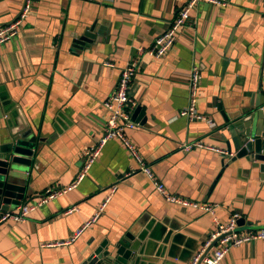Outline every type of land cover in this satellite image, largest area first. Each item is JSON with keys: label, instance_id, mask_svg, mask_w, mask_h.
<instances>
[{"label": "crops", "instance_id": "1", "mask_svg": "<svg viewBox=\"0 0 264 264\" xmlns=\"http://www.w3.org/2000/svg\"><path fill=\"white\" fill-rule=\"evenodd\" d=\"M23 1L0 0V26ZM185 1L33 0L20 33L0 45V145L20 124L37 137L28 169L31 203L47 188L72 182L84 151L104 134L110 115L104 101L121 69ZM190 15L164 56L140 58L130 84L136 125L125 134L170 193L215 204L213 212L166 201L130 151L110 138L77 186L23 221L0 222V264H82L104 241L131 248L139 264H190L216 228L214 219L224 223L237 213L244 226L264 223V177L210 150L179 148L202 139L227 149L223 112L264 97V0L201 2ZM91 27L96 39L75 46L74 38ZM194 64L201 73L197 109L212 127L179 114ZM112 186L100 217L74 238ZM219 264H264V239L231 247Z\"/></svg>", "mask_w": 264, "mask_h": 264}, {"label": "built area", "instance_id": "2", "mask_svg": "<svg viewBox=\"0 0 264 264\" xmlns=\"http://www.w3.org/2000/svg\"><path fill=\"white\" fill-rule=\"evenodd\" d=\"M32 2L33 0H24L16 17L0 26V45L7 43L20 33L23 22L32 8ZM201 2L224 7L228 3V0H186L178 10L173 21L170 22L166 29L154 39L153 43L147 48H137L136 55L121 69L116 89L104 101V106L110 112L104 128V134L98 142L86 148L84 151L83 165L78 170L72 182L60 188H47L37 198L35 203H21L13 210L5 212L0 216V222L9 219L23 221L37 206L46 203L77 186L86 175L90 166L99 156L105 142L110 138H116L122 142L139 163V169L153 181L155 189L166 201L183 206L199 207L206 211L213 212L215 204H203L170 193L165 188L164 184L154 177L150 167L145 165L139 153L125 134L126 128L132 129L136 125L130 117L131 107L133 106V101L130 96V84L136 75L140 58L143 55H150L157 58L164 56L175 43L178 30L189 23L191 11ZM106 64L110 65V62H106ZM187 75V85L189 90L188 102L187 105L180 110L179 114L187 118L189 121H205L210 127L214 126V121L197 109L198 86L201 73L196 64L191 67ZM179 148L185 152L193 149H206L222 155L225 159L230 158L234 154V152H231L224 147L207 143L202 139L182 142L179 144ZM115 189V186L109 188L110 191L108 190V194L91 218L83 222L81 227L76 230L74 238L78 237L87 227L91 226L100 217ZM238 218L239 214L234 213L224 223L218 222L214 219L217 224L216 228L210 233L201 248L194 254L190 264H219L231 247L238 246L242 243L252 242L254 240L264 239V223L250 224L248 226L238 225ZM214 240L216 242L206 253L207 248ZM62 243L66 242H59L58 244Z\"/></svg>", "mask_w": 264, "mask_h": 264}, {"label": "water", "instance_id": "3", "mask_svg": "<svg viewBox=\"0 0 264 264\" xmlns=\"http://www.w3.org/2000/svg\"><path fill=\"white\" fill-rule=\"evenodd\" d=\"M96 39L93 27L84 30L73 42L75 46L92 43ZM224 126L230 135L227 149L234 154L228 158L229 163L244 168L264 177V97L261 101L250 102L248 107L234 113L223 112ZM37 137L28 124L11 127L9 134L0 145V216L12 207L31 201L29 194L30 177L28 169L34 157ZM233 149V150H232ZM225 159V158H224ZM246 222L243 216L237 220L238 225ZM249 223V222H247ZM216 241L207 248V251ZM82 264H139L131 248L123 244L106 241L86 258Z\"/></svg>", "mask_w": 264, "mask_h": 264}]
</instances>
